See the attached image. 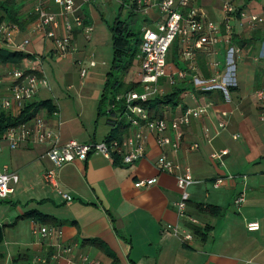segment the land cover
Returning a JSON list of instances; mask_svg holds the SVG:
<instances>
[{
	"label": "crops",
	"instance_id": "0c3cea01",
	"mask_svg": "<svg viewBox=\"0 0 264 264\" xmlns=\"http://www.w3.org/2000/svg\"><path fill=\"white\" fill-rule=\"evenodd\" d=\"M26 1L17 0L26 25L22 29L13 25L16 29L8 43L0 37V50L29 58L18 66L0 65V101L11 100L9 72L14 68L29 70L47 86L39 88L28 103H48L52 113L42 110L38 116L57 145L105 141L111 127L106 117L99 116V101L113 59L105 14L113 10V3L119 7L121 0H74L76 16L82 17L92 32L86 40L79 30L74 31L71 53L65 58L54 53L50 41L30 32L33 17L28 16L30 4ZM52 1L45 0L46 6L56 11ZM205 2L194 0L193 7L221 27L222 3L218 19L215 3ZM260 4L262 8V1ZM249 6L250 11H261L253 2ZM138 13L143 18L142 27L154 29L164 21L155 8ZM260 32L264 39V30ZM233 33L244 32L234 27ZM25 40L28 45L19 51L17 47ZM177 41V51L171 50L166 62L168 79H161L159 84L162 95L173 87L184 89V93L177 108L165 111L164 119L170 121L187 109L207 107L204 115L183 129L177 149H161L154 136L145 133L143 158L133 165H121L117 157L109 163L97 154L64 165L56 170V180L59 192L71 197L66 202L42 182L43 173L52 169L44 156L51 143L29 142L10 150L1 138L0 168L14 173L17 182L8 198L0 201V264H29L39 256L46 257V264H83L82 257L91 264H264V101L255 98V93L264 89V42L247 50L238 47L241 54L236 57V86L229 89V101L225 102L218 90L203 92L191 78L218 81L220 74L216 76L208 63H218L221 73L226 47L215 45V55L193 50L195 71H191L192 61L184 53L181 38ZM80 68L86 69L84 78L79 76ZM179 71L186 72L185 79L177 78L175 73ZM138 74L139 65L134 82H138ZM171 77L174 86L168 84ZM22 108L12 102L3 112L16 117ZM219 122L224 123V129L216 133ZM203 129L209 130V142ZM166 136L174 140L171 131ZM194 144L197 150H190ZM219 151L227 152L221 164L210 160V154ZM161 155L176 167L172 174L156 168ZM185 168L193 179L187 190L185 216L194 219L195 225L179 218L174 206L179 198L175 177ZM144 180L150 182L148 188L134 187ZM218 180L221 183L215 188ZM239 197L243 202L236 205ZM196 206L212 207L218 210L217 215L200 214ZM27 213L39 214L45 220L20 219ZM249 224H257L258 230L248 232ZM205 226L209 232L201 241L193 235V229ZM40 227L61 235L41 240L32 233ZM168 227L176 228L179 236ZM183 234L192 237L184 241ZM65 248L71 252L63 253Z\"/></svg>",
	"mask_w": 264,
	"mask_h": 264
},
{
	"label": "built area",
	"instance_id": "2783aa9c",
	"mask_svg": "<svg viewBox=\"0 0 264 264\" xmlns=\"http://www.w3.org/2000/svg\"><path fill=\"white\" fill-rule=\"evenodd\" d=\"M259 13L243 9L237 11V8L223 2L221 5V13L223 20L221 27L214 25L208 21L203 13L193 7L194 0H136L138 10L157 9L164 16V21L154 29L142 27V39L140 44V65L138 74L139 91L128 92L116 100L124 101L125 111L123 117L129 125L131 134L124 137L121 141H103L95 144H79L70 141L64 145H57L52 134L45 127V122L40 116H35L29 123L8 129L3 140L7 143L10 150H15L21 144L34 142L36 144L51 143V146L45 151L44 156L52 165V169L46 171L42 175V182L52 187L61 198L70 202L71 197L63 194L58 190L56 180V170L64 165L73 163L74 161H86L89 155L97 154L102 156L109 163H113V157L120 159L121 165H133L143 158L144 139L146 134H152L159 148L164 149L170 147L175 150L178 148L183 137V129L186 128L190 121L198 119L206 113L207 107L197 109H187L179 117L170 121L165 119L150 121L146 112L138 105L149 101L153 97L161 94L159 81L168 79L166 69V59L171 45L176 38H181L184 53L188 57L190 64L189 69L195 71L194 61L195 53L193 50H205L215 55L213 48L215 45L222 43L226 47L224 64L221 73H218L216 62H209L208 67L216 70L215 75L219 76V80H201L192 77L193 84L203 92L218 90L225 100L229 101V89L236 86L235 70L236 57L241 54V50L231 43V35L234 34V27H237L244 33H253L259 28H264V0ZM30 4L28 16L33 17L30 32L33 35H40L53 45L54 53L59 58L68 57L71 53V44L73 41V32L79 30L83 37L88 40L90 38L92 28L85 25L82 17L76 16L78 10L75 7L74 0H53V6L56 11H50L45 0H27ZM185 14L183 15L182 13ZM234 24V25H233ZM13 25H0V37L6 43L11 41L10 34L15 31ZM29 41L25 40L17 49L22 51ZM262 53H264V48ZM93 66L92 63L89 64ZM86 69L80 68L79 76L84 78ZM175 75L179 80L186 77V72L179 71ZM7 84L11 94V100L0 101V112L7 111L11 108L12 102L20 109L24 104L31 101L39 88L46 87V81L35 75L29 70L14 68L8 74ZM6 82V81H5ZM169 86H174V80L171 77L168 82ZM257 102L264 101V89L255 93ZM224 129V123L219 122L216 125V133ZM171 131L174 134V140H170L166 133ZM146 133V134H145ZM205 140L210 141L211 137L208 129H203ZM236 140V137H234ZM197 145H191L190 150H197ZM227 155L226 151L213 152L210 154V160L221 164L223 157ZM158 171L166 174H172L176 167L164 155H161L156 161ZM17 176L9 172L6 168H0V201H4L12 193V185L16 184ZM176 188L179 194L178 201L175 203L176 213L179 218H187L189 223L195 225L194 219L185 216V210L188 202V188L192 185L193 179L188 169L175 177ZM221 183L218 180L214 187L217 188ZM150 182L147 180L138 181L134 187L148 188ZM243 202V198L239 197L235 204L239 205ZM169 229L175 236H179L176 228ZM248 232L258 230L257 224H249L246 226ZM32 233L41 240H51L57 238L60 232H54L47 228L40 227L34 229ZM191 235L183 234L182 239L189 241ZM70 248H65L63 253L69 254ZM46 257H35L29 264H46ZM81 262L87 263L86 258L82 257Z\"/></svg>",
	"mask_w": 264,
	"mask_h": 264
},
{
	"label": "trees",
	"instance_id": "16d2710c",
	"mask_svg": "<svg viewBox=\"0 0 264 264\" xmlns=\"http://www.w3.org/2000/svg\"><path fill=\"white\" fill-rule=\"evenodd\" d=\"M129 1L130 0H121V4L118 8V16L110 25L108 24L113 59L109 71L106 74L102 95L99 101V116L106 117L107 123L111 127V131L105 139L106 142L121 141L128 135L129 131V125L123 117L125 111L124 101L122 99L116 100V98L128 92L140 90L138 82L126 83L124 81V77L133 63L137 62V64L140 65L139 48L142 39V27L136 25V18L140 16L136 6V0L131 1V4H128ZM254 1L256 0H243L241 5L235 7L237 11L249 9V5ZM124 10H126L127 15L121 20L120 14ZM0 14V23L6 22L7 24L18 26L21 29L26 25L24 18L19 14L17 0H1ZM177 42L176 38L170 47L168 56L171 50L173 53L177 51ZM263 42L264 39L260 31L253 32L249 38L246 37L244 33L241 35L232 34L231 36V43L233 45L246 50L253 48L256 43ZM171 57L173 58V55H171ZM27 58L29 57L21 53H6L0 50V65L13 63L18 66L22 60ZM183 93L184 89L173 87L168 93L157 95L149 101L138 105L146 112L150 121L164 119L166 110L172 111L179 106ZM42 110L52 113L51 108L46 102L26 103L16 117H12L3 111L0 112V140L8 129L30 122ZM195 211L200 214H208L212 217L216 216L218 212V210L212 207L202 206H196ZM20 219L45 220L36 213H27ZM208 232L209 228L207 226L193 229V235L201 241H204ZM1 235L2 227H0V239ZM89 243L95 244V241H89Z\"/></svg>",
	"mask_w": 264,
	"mask_h": 264
},
{
	"label": "rangeland",
	"instance_id": "374dc122",
	"mask_svg": "<svg viewBox=\"0 0 264 264\" xmlns=\"http://www.w3.org/2000/svg\"><path fill=\"white\" fill-rule=\"evenodd\" d=\"M1 1V0H0ZM26 1V0H25ZM131 1H133V0H130L129 2H128V4H131ZM260 1L261 0H256V1H254L253 2V5L254 6H258V5H261L260 4ZM210 2H213V4L215 5V7L213 8L214 9V11L216 12V16H217V18L219 19L220 18V16H219V14H218V8H219V6L221 5V3H223V2H227L228 4H230V5H232V6H238V5H241L242 4V2H243V0H206V2H205V4H207L208 5V3H210ZM26 3L27 4H29L27 1H26ZM24 5H26V4H24ZM113 5V10L110 12H107L106 14H105V16H106V21H108L107 23L110 25L111 23H112V21L118 16L117 14H118V5L117 4H115V3H113L112 4ZM259 7V6H258ZM261 10V7H259V11ZM258 11V12H259ZM126 15H127V12H126V10H124V11H122L121 12V14H120V19L121 20H123L125 17H126ZM142 23H143V18L141 17V16H137V18H136V25L138 26V27H142ZM264 29H262V28H259L258 29V31H263ZM262 33V32H261ZM252 34V33H251ZM251 34H248V33H244V35L245 36H247V35H249V36H251ZM137 72H138V64H137V62H134L133 63V65H132V67L129 69V71H128V73L125 75V77H124V80L125 81H127V82H134V81H136L137 80ZM126 82V83H127Z\"/></svg>",
	"mask_w": 264,
	"mask_h": 264
}]
</instances>
